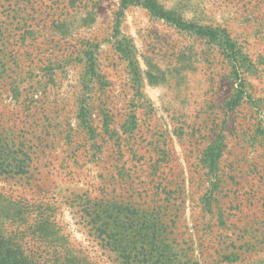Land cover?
<instances>
[{"label":"rangeland","instance_id":"374dc122","mask_svg":"<svg viewBox=\"0 0 264 264\" xmlns=\"http://www.w3.org/2000/svg\"><path fill=\"white\" fill-rule=\"evenodd\" d=\"M0 231L29 260L264 264V0H0Z\"/></svg>","mask_w":264,"mask_h":264},{"label":"trees","instance_id":"16d2710c","mask_svg":"<svg viewBox=\"0 0 264 264\" xmlns=\"http://www.w3.org/2000/svg\"><path fill=\"white\" fill-rule=\"evenodd\" d=\"M120 1L121 8H126L128 5L132 4V0ZM144 6L153 14L159 15L160 17L164 16L163 12H161L160 9L151 1L145 2ZM9 225L12 226V224ZM2 232L3 231H0V264H64V262L58 260V258L52 261H43L34 257V259L29 260L30 258L27 254H33L34 252L23 247L21 239L26 237L24 233L25 231H22V233H15L20 237H18L14 243H12L14 239L8 237Z\"/></svg>","mask_w":264,"mask_h":264}]
</instances>
